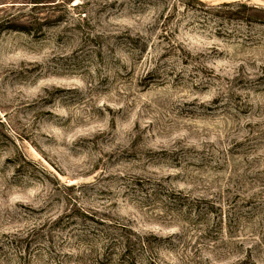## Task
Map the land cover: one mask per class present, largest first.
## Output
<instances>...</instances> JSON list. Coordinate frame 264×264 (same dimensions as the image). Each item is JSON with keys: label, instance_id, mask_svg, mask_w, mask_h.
I'll return each instance as SVG.
<instances>
[{"label": "rangeland", "instance_id": "rangeland-1", "mask_svg": "<svg viewBox=\"0 0 264 264\" xmlns=\"http://www.w3.org/2000/svg\"><path fill=\"white\" fill-rule=\"evenodd\" d=\"M35 1L0 0V264H264V0Z\"/></svg>", "mask_w": 264, "mask_h": 264}, {"label": "trees", "instance_id": "trees-1", "mask_svg": "<svg viewBox=\"0 0 264 264\" xmlns=\"http://www.w3.org/2000/svg\"><path fill=\"white\" fill-rule=\"evenodd\" d=\"M35 4H41V3H46L45 1H42V0H36L35 2H34ZM244 5H240V7H243ZM263 12H264V10H262ZM25 32H27V31H25ZM131 246H130V244L129 243H125V244H123L122 245V247H121V259L122 258H124V259H126V257H128L129 255H131L130 253H131ZM128 264H131V263H128ZM132 264H134V261H133V263Z\"/></svg>", "mask_w": 264, "mask_h": 264}]
</instances>
